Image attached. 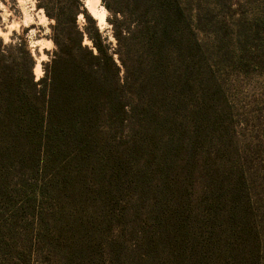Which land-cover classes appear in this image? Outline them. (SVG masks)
<instances>
[{"label":"trees","instance_id":"obj_1","mask_svg":"<svg viewBox=\"0 0 264 264\" xmlns=\"http://www.w3.org/2000/svg\"><path fill=\"white\" fill-rule=\"evenodd\" d=\"M112 1L114 43L82 0H36L53 22L37 80L26 42L0 39L6 264H29L32 255L36 264H151L160 251L172 253L164 264L209 263L194 225L219 193L214 179L206 191L178 170L212 123L217 66L242 72L263 63L264 0ZM233 13L241 16L231 28ZM88 200L86 211L78 204ZM113 220L130 227V240L119 234L102 247L99 231Z\"/></svg>","mask_w":264,"mask_h":264},{"label":"rangeland","instance_id":"obj_2","mask_svg":"<svg viewBox=\"0 0 264 264\" xmlns=\"http://www.w3.org/2000/svg\"><path fill=\"white\" fill-rule=\"evenodd\" d=\"M112 2L82 0L85 11L95 20L99 31L114 43L109 24L112 16L105 7H113ZM247 15L242 16L246 18ZM240 16L233 13L226 17L231 28L232 24H238ZM52 23L41 9L36 8V0H0V39L3 44L18 39L26 42L34 60L32 71L36 80L43 73L42 63L48 61L53 49L47 37ZM77 24H83L81 15ZM83 43L89 44L86 39ZM261 62L259 66L249 64L242 72L217 66L215 80L221 86V93L214 94L212 123L203 124L199 146H195L192 157L184 154V168L178 170L182 179L190 175L206 191L212 187L214 179L212 192L219 193L217 202L208 197L204 205L201 204L198 211L202 219L194 225L195 233L200 236L197 238L207 241L208 252H211L208 264H264V58ZM36 65L38 69L34 70ZM207 176L211 178L209 182ZM206 196L201 194L203 200ZM78 205L86 211L93 208L89 200ZM206 208L216 214L212 225L207 224ZM71 227H78L77 222ZM99 232L104 238L102 247L112 236L119 234L123 235L119 238L130 240V227L123 220H113ZM212 236L214 238L209 241ZM188 253L187 250L179 260L183 258L184 261ZM171 256L170 252L160 251L151 264H164ZM30 259L29 264H36L34 255ZM0 261L3 262L0 264H6ZM8 264L16 262L9 261Z\"/></svg>","mask_w":264,"mask_h":264},{"label":"bare ground","instance_id":"obj_3","mask_svg":"<svg viewBox=\"0 0 264 264\" xmlns=\"http://www.w3.org/2000/svg\"><path fill=\"white\" fill-rule=\"evenodd\" d=\"M48 43H50V42L48 41ZM37 69H38V66L36 65L34 70H37Z\"/></svg>","mask_w":264,"mask_h":264}]
</instances>
